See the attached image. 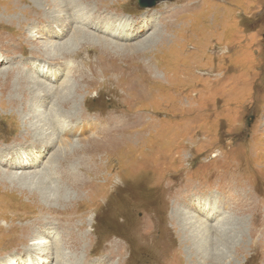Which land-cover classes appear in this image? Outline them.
<instances>
[{"label": "rangeland", "instance_id": "rangeland-1", "mask_svg": "<svg viewBox=\"0 0 264 264\" xmlns=\"http://www.w3.org/2000/svg\"><path fill=\"white\" fill-rule=\"evenodd\" d=\"M6 1L0 264H264V0H106L27 26L32 2L9 16ZM45 24L65 28L51 43L83 27L123 50L78 35L50 59L27 52ZM59 97L71 118L49 111Z\"/></svg>", "mask_w": 264, "mask_h": 264}, {"label": "bare ground", "instance_id": "bare-ground-1", "mask_svg": "<svg viewBox=\"0 0 264 264\" xmlns=\"http://www.w3.org/2000/svg\"><path fill=\"white\" fill-rule=\"evenodd\" d=\"M9 1V2H8ZM8 1H6L7 3H8V6L10 7L9 8V11L7 12V15H9V16H13L14 14H17V13H23V11H22V5H19L20 3H18V1H20V0H8ZM22 1V0H21ZM29 1H31L32 2V5H33V7L31 8V9H28V10H24L25 12L23 13L25 16H24V18L23 19H21L20 18V20H19V22H17V23H19V25L20 24H25L26 26L31 22H33L34 20H36V16L37 17H39V14H40V16H42V15H44L45 16V18H47V21H45V19L44 18H42V20L41 21H43V22H49V19L50 18H53V17H55V18H62V19H67V20H75V19H80V18H82V17H84L86 14H88L91 10H100V9H103V7H106V6H112V3H111V5L110 4H107V1L105 0H86L87 2H83V1H85V0H29ZM90 3V4H92V2H93V4L94 3H96V4H94V6H91V5H89V4H86V3ZM25 3V2H24ZM83 3L86 5H83ZM114 3V2H113ZM115 4V3H114ZM40 8L39 10H36V14L35 15H33L31 12L34 10V9H36V8ZM11 9V10H10ZM20 9V10H19ZM44 9V10H43ZM17 10H19L20 12H18ZM7 11V10H6ZM35 11V10H34ZM12 12H14V13H12ZM12 13V14H11ZM6 15V16H7ZM33 15V16H32ZM6 18H8V17H6ZM13 19H15V17H12ZM13 19H11V20H13ZM4 20H6V19H4ZM3 20V21H4ZM95 19L92 17L91 18V22H93ZM9 22V21H8ZM57 22H61L60 23V26H61V24H64V26H65V28H66V22L65 21H57ZM65 22V23H64ZM93 23H95L96 25H98V23L97 22H93ZM37 24V26H38V23H36ZM59 24V23H58ZM30 25V24H29ZM7 26V25H6ZM39 27V26H38ZM65 28H57V29H54V28H52V26L51 25H47V24H45V25H43V26H41L40 25V29H42V30H40L39 31V35H41L43 38L45 37V39H48V41L47 42H44V43H41V44H39V43H37V44H35V42L32 40V38L31 37H27V36H24V39L20 42V43H24V44H30V43H32V45H33V47L35 48V49H31L30 47H28V48H30L27 52H31L32 54H37V55H39V56H41V57H44V58H47V59H50V58H52V56H53V53H52V49H54V48H63L62 49V51L63 50H68L69 49V45H70V43H74V42H76V43H80V40H78V39H74V38H76V36H82V37H84V39L85 40H88V41H91L92 42V44L94 43L95 45V47H99L100 49H102V48H104V49H112L113 51H120V50H123V48L122 47H120L119 45H114V44H109V43H107L106 41H105V39H103L102 37H99L98 35H95V34H93V33H91L90 31H88L87 29H84L83 27H75V28H73V30H72V34H71V38H67L66 40H63V41H61V42H56V43H51L49 40L51 39V38H54V39H57V38H59L61 35H62V33H63V31L65 30ZM105 30H107L106 28H105ZM12 35H14V34H12ZM25 35V34H24ZM21 36V38L23 37L22 36V34L20 35ZM42 37H40V38H42ZM74 37V38H73ZM17 38H20V37H17ZM91 38H93V39H91ZM11 39H16V38H14V36L13 37H11ZM84 42H86V41H84ZM31 45V44H30ZM98 45V46H97ZM26 46L24 45L23 46V48H21V50H20V53H22V54H24V48H25ZM32 47V46H31ZM92 48V47H91ZM27 49V48H26ZM99 49V50H100ZM92 50V49H91ZM93 50H96V49H93ZM92 50V51H93ZM65 51V52H66ZM26 52V53H27ZM78 70H80V69H78V67H75V66H73L72 67V71H75V72H77ZM81 71V70H80ZM57 72L55 71V70H53V74H56ZM42 74V73H41ZM55 76V75H54ZM129 82H131V80H128L127 81V79H126V82L125 83H128L129 84ZM29 86H30V84H29ZM32 88V87H31ZM46 88H48V87H46ZM62 88H63V86H61L59 89H57V93H59L60 95V97H61V91H62ZM66 90V89H65ZM23 91V93H24V89L22 90ZM26 91V90H25ZM35 91H36V89H35ZM49 92H51V88H48V89H46V90H41V92H40V95L42 94L43 96H45L46 98H48V94L47 93H49ZM59 97V98H60ZM68 97V96H67ZM67 97H64V98H60V101L61 102H63V103H60L59 101L58 102H54L53 104H52V106L50 107V109H49V111H51V112H57V114H58V119H62V120H64V118H71V113L69 112V109H65V110H61V108H59L58 106H57V104H60L62 107H63V109L66 107L67 108V104H66V98ZM109 101V100H108ZM77 103V102H76ZM30 104L31 105H33L30 101L29 102H25L24 101V103L22 104V108L18 111L20 114H27V111L29 110L30 111ZM74 105H75V103H74ZM61 110V111H60ZM24 111H25V113H24ZM51 114V113H50ZM75 115V114H74ZM57 119V120H58ZM56 121V120H55ZM58 124H61V122L59 123L58 122ZM2 125V124H1ZM33 128V127H32ZM35 128H37V127H35ZM34 128V129H35ZM38 129V128H37ZM40 130L38 131V132H35V133H37L38 135H41V137L42 136H44V138H48V139H46L47 141L48 140H50V142L52 141L49 137H48V131L47 130H45V129H43V128H39ZM7 130V129H6ZM12 130V129H11ZM10 130V131H11ZM26 131H27V133H30L31 134V131L30 130H27L26 129ZM9 133V132H8ZM5 138V137H4ZM18 139V137H16V140ZM6 141V140H5ZM82 143V142H81ZM77 144H79V143H77ZM92 163V162H91ZM12 166H19L20 167V169L21 168H24V165H22V164H13ZM80 166V165H79ZM66 169V168H65ZM70 169V168H69ZM71 170V169H70ZM84 170V169H83ZM106 170V169H105ZM72 171V170H71ZM64 172V171H63ZM111 172V171H110ZM60 173H62V172H60ZM67 173H69V172H67ZM90 173V172H89ZM95 173V172H94ZM109 173V172H108ZM63 174V173H62ZM74 174V173H73ZM87 174V172L84 174V175H86ZM61 175V174H60ZM65 175V174H64ZM83 175V174H82ZM1 177H2V175H0ZM11 176H13V175H10V177ZM72 176V175H71ZM87 176H89V175H87ZM36 176L34 175L33 177H31L32 178V180L35 178ZM67 177V176H66ZM68 177H69V175H68ZM78 177V176H77ZM83 177H85V176H83ZM76 179H78L79 180V178H76ZM88 179V178H87ZM86 179V180H87ZM68 180V179H67ZM66 180V181H67ZM73 180V179H72ZM83 180V179H82ZM88 180H90V179H88ZM123 179H121V181H122ZM69 182H70V180H68ZM68 182V183H69ZM83 182V181H82ZM63 183V182H62ZM66 183V182H65ZM67 183V184H68ZM110 183V182H109ZM70 184V183H69ZM113 184V183H112ZM63 186V185H62ZM64 187H65V185H64ZM67 187V186H66ZM70 187V186H69ZM80 191V190H79ZM68 193H67V191H65L62 195L60 194V198L61 199H65V197H66V195H67ZM80 195V194H79ZM51 197V196H50ZM64 204V203H63ZM103 204V203H102ZM66 206V205H65ZM70 212V211H69ZM74 214V213H73ZM75 214H77V213H75ZM68 215V214H67ZM76 217V216H75ZM69 218V217H68ZM91 218V217H90ZM124 220H127V219H124ZM84 221V220H83ZM67 226V225H66ZM66 226H64V229L65 230H68V229H70V227L68 226V227H66ZM124 226V225H123ZM41 228L43 229V230H45L46 229V227L45 226H41ZM81 229V228H80ZM178 229V228H177ZM85 231V230H84ZM178 231V230H177ZM125 232V231H124ZM88 233V232H87ZM88 238V237H87ZM121 238V237H120ZM42 239V238H41ZM91 240H92V238H91ZM125 240V239H124ZM42 241V242H41ZM41 241H38L37 243H35V245H37V246H43V240H41ZM101 241V240H100ZM85 242V237H84V235L83 234H81V236H80V240H79V243L80 244H82V243H84ZM168 242V241H167ZM173 244V243H172ZM164 245V244H163ZM118 246V245H117ZM165 254V253H164ZM115 255V254H114ZM118 255V253H116V255L115 256H117ZM123 255V254H122ZM122 255H121V257H122ZM126 255V254H125ZM210 256V255H209ZM128 257V256H127ZM149 258H150V256H149ZM153 258V257H152ZM155 258V257H154ZM150 260V259H149Z\"/></svg>", "mask_w": 264, "mask_h": 264}, {"label": "water", "instance_id": "water-1", "mask_svg": "<svg viewBox=\"0 0 264 264\" xmlns=\"http://www.w3.org/2000/svg\"><path fill=\"white\" fill-rule=\"evenodd\" d=\"M166 1H173V0H136L137 5L140 9H146V8H153L158 3L166 2ZM251 120L253 119L252 116H250Z\"/></svg>", "mask_w": 264, "mask_h": 264}]
</instances>
